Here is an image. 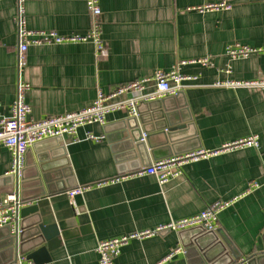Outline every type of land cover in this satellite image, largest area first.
Listing matches in <instances>:
<instances>
[{"label":"crops","instance_id":"1","mask_svg":"<svg viewBox=\"0 0 264 264\" xmlns=\"http://www.w3.org/2000/svg\"><path fill=\"white\" fill-rule=\"evenodd\" d=\"M99 1L105 57H99L91 43L31 45L20 70L19 0H0L3 116L12 114L20 80L31 87L26 96L32 109L29 119L40 121L87 109L99 92L108 94L182 62L210 58L212 65L180 67L181 73L196 79L168 106L179 122L191 118L194 128L176 139L174 146H164L169 141L155 135L151 141L155 153L148 150L142 157L126 140L123 128L130 115L118 111L108 115L106 126L82 127L76 136L63 137L62 146L32 152L30 157L36 162L40 155L49 157L48 174L53 180L47 182L48 194L36 202L39 212L30 221L39 217L44 226L62 223L68 236L60 237L61 245L49 253L50 261L38 264H99L96 248L100 242L191 218L217 201H234L219 215V229L241 255L235 264L258 259L264 254V88L243 84L264 80V55L231 62L225 52L235 44L264 48V0H211L229 2L232 9L203 13L195 9L205 0ZM87 2L23 0L27 29L61 36L86 34L92 26ZM160 100L144 102L141 121L157 123L160 110L156 102ZM139 126L144 127L140 120ZM252 135L260 138L259 149L237 150L189 164L182 175L164 185L155 176L145 175L98 186L146 168L156 158L196 146L216 151ZM90 136L103 139L98 142ZM12 162V154L0 148V179L10 173ZM252 183L259 187L248 193ZM77 188L85 190L71 197L69 192ZM11 226L14 229L16 224ZM181 241L180 232L174 231L132 241L115 264L197 263L199 256L195 252L188 255ZM11 260L9 254L0 256V264H13ZM254 264H264V258Z\"/></svg>","mask_w":264,"mask_h":264},{"label":"built area","instance_id":"2","mask_svg":"<svg viewBox=\"0 0 264 264\" xmlns=\"http://www.w3.org/2000/svg\"><path fill=\"white\" fill-rule=\"evenodd\" d=\"M206 3L196 8L198 12H222L232 9L229 2L212 3L211 0H205ZM88 11L92 17V26L86 34H72L61 36L52 31L33 32L27 29L25 20V10L23 0H19L17 14L18 38L20 45L19 68L26 65V54L29 46L45 45H63L73 43H91L99 57L107 55L106 45L103 39L101 16L102 10L99 0H88ZM253 54L264 55V48H251L241 44H235L226 48L225 55L231 61L235 62L248 58ZM196 65L202 68H208L212 65L210 58H202L189 62H182L170 71L158 70L151 78L138 80L122 86H118L108 94L99 92L96 101L87 109L79 112L70 113L62 116L48 117L40 121L29 119L32 112L31 107L26 102L27 93L30 90L28 83L20 80L17 88V96L12 105L11 116H3L0 113V148L7 149L13 156L12 168L8 175L21 177V173L26 165V155L33 145L51 138H63L65 136H76L80 128L99 124L107 125L108 115L113 112L126 111L130 117H138V108L144 102L155 101L184 92L187 83L196 78L184 75L180 71L181 66ZM228 70L227 72H229ZM228 86H241L240 83H230ZM246 86H255L264 88V80L255 83L243 84ZM152 88V92L147 90ZM1 107V106H0ZM90 139L101 141L103 138ZM260 138L252 135L247 138L227 143L216 151L195 150L179 156L157 161L152 165L142 168L130 175H123L112 180L100 183L98 186L121 182L130 177L155 176L161 185L183 174L184 167L199 162L213 156H219L225 153L243 150L259 149ZM259 185L252 183L248 193L253 192ZM84 188H77L69 192L71 197L84 192ZM234 201H217L208 206L202 213L191 218L171 222L166 226L155 230H146L135 232L119 238L108 241H102L96 248L99 257V264H115L122 253V249L132 241H141L164 232H182L188 229L202 227L207 231H216L219 229V215L228 209ZM30 205L28 202H22L17 195L6 196L0 202V228L16 225L20 222V210ZM180 250H174L167 257L171 259ZM25 258H20L17 264H26ZM28 264H32L29 262ZM158 264H163L159 262ZM238 264H246L244 261Z\"/></svg>","mask_w":264,"mask_h":264},{"label":"water","instance_id":"3","mask_svg":"<svg viewBox=\"0 0 264 264\" xmlns=\"http://www.w3.org/2000/svg\"><path fill=\"white\" fill-rule=\"evenodd\" d=\"M182 95L183 92L156 102L159 106L160 117L154 125H152L151 121H141L144 103L140 104L138 117H130L125 122L127 128L125 127L126 125L123 128L126 130L125 136L130 149L137 150L142 157L148 150H151L152 154H154V150L157 148L151 146V141L155 135H160L169 141V144L164 146H174L176 139L188 133L191 128H194L193 124H190L192 123L191 118L188 117L187 119V117H184V122H179L177 114L172 113L171 109H169L168 104H171L174 98L179 99ZM184 107L182 106L183 109ZM139 120L144 127L141 128L139 126ZM147 126L151 129H148ZM154 128H157V130ZM62 145V138H51L33 145L27 152L26 165L21 177L7 175L0 179V202L3 196L17 195L22 202L30 203V205L20 210V223L14 226V229H12V226L0 228V256L9 254V256L13 257V260H11L13 264L18 263L19 256L24 257L29 262L33 261L35 264L50 261L49 253L61 245L60 237L63 239L68 237L64 233L65 225L62 223L44 226L39 217L34 218L33 222L30 221V217L37 216L39 212L36 202L48 194L47 182L53 180V177L48 174L50 167L48 164L49 157L40 155L37 157V163L30 156L33 151L39 154L47 148ZM199 148L200 146H196L154 160L156 162L161 161L198 150ZM60 153L62 156L65 155L62 147ZM180 236L182 237V247L187 250V254L191 255L195 252L199 256V261L195 264H221L222 261L224 264H235L241 258L233 242L221 229L207 231L202 227H196L180 232ZM263 258L264 254L259 256L258 259L248 262V264L260 262Z\"/></svg>","mask_w":264,"mask_h":264}]
</instances>
